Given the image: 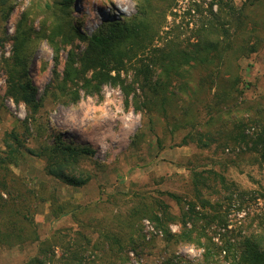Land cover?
Instances as JSON below:
<instances>
[{
    "label": "trees",
    "instance_id": "1",
    "mask_svg": "<svg viewBox=\"0 0 264 264\" xmlns=\"http://www.w3.org/2000/svg\"><path fill=\"white\" fill-rule=\"evenodd\" d=\"M13 1L0 0V48L5 42L11 45L0 67L4 96L22 103L27 114L4 129L1 138L0 246L33 248L19 264H131V256L143 257L159 237L160 264H188L176 255L180 246L200 251L203 264H264L262 212L247 232L240 226L227 228L230 211L264 200V189L244 190L225 176L231 167L240 173L244 165L264 170V88L257 97L244 98L240 65L264 46L263 22L254 20L264 0H243L239 6L232 0H183L179 7L188 16L183 26L167 21L181 0H131L133 13L108 17L90 34L76 25L73 0H54L49 24L35 28L22 13L9 36L6 21ZM41 41L53 53L52 80L43 94L75 104L81 94L98 96L104 85L119 87L125 106L148 124L153 115L163 125L154 139L158 152L166 145L198 150L175 164L188 173L181 191L106 194L98 183L106 167L94 160L95 150L48 133V119L41 112L44 98L38 97L30 75L33 52ZM74 41L83 44L78 52ZM67 46L58 72L60 52ZM128 71L129 81L121 76ZM1 99L0 119L6 111ZM142 143L143 133L137 130L130 146L140 149ZM203 151L224 157L201 166ZM25 155L42 160L44 175L66 187L84 189L96 182L99 196L83 204L59 200L52 192L37 197L11 170L25 162ZM36 202L48 204L50 221L69 217L75 228L56 229L41 239L33 223ZM106 204L114 206L108 214L93 216ZM145 221L155 232L148 240Z\"/></svg>",
    "mask_w": 264,
    "mask_h": 264
},
{
    "label": "rangeland",
    "instance_id": "2",
    "mask_svg": "<svg viewBox=\"0 0 264 264\" xmlns=\"http://www.w3.org/2000/svg\"><path fill=\"white\" fill-rule=\"evenodd\" d=\"M182 1L177 9L173 10L175 16H167L169 23L174 20L176 24L179 23L183 26L188 21L186 12L179 7L184 3ZM242 1L232 0L236 6H239ZM53 2L54 0H14L13 10L6 21L7 35H12L14 26L22 13H26L27 18L33 21L35 28L49 24L53 19ZM133 12L131 0H73L71 3V15L74 17L79 30L85 34H90L108 17L122 18ZM254 20L262 21L261 26L264 29V7L255 9ZM187 31L185 35H188ZM73 45L76 46L74 48L76 52L83 48V44L78 41H74ZM10 49V42H5L0 48V63L2 57H9ZM69 49L70 46H67L60 52L58 72H61L63 68ZM33 53L30 75L37 88L38 97L43 96L44 98L41 112L47 116L48 133L60 134L63 139L74 144H88L95 150L94 160L106 167L105 171L98 174V183L104 186L106 194L111 191L132 193L145 189L182 190L183 182H185L183 179H187L188 173L187 170L178 168L175 164L184 163L186 157L198 152V150L192 146L168 148L166 145L162 151L158 152L154 139L155 135L161 134L163 125L153 115L150 118L151 124H148L147 119L134 112L131 106H125L123 94L119 87L104 85L98 96L81 94L80 99L75 104L67 103V99L59 95L49 92L43 94L46 85L52 80L53 53L44 41L38 44ZM39 59H42L44 64H41ZM240 65L244 82L243 96L247 100L255 98L264 88V46L248 58L242 59ZM121 76L129 81L131 71H128L127 74L121 73ZM4 77L0 67V98H2V104L6 110L0 119V146L2 145L1 138L4 129L10 128L15 119L23 120L27 114L22 103L15 104L10 98L4 96ZM137 130L143 133V143L140 145V149L130 146L131 138ZM201 153L199 161L201 166L209 165L208 159L210 158L217 161L224 157L221 154L212 156L211 151ZM213 168L221 171L218 166H213ZM240 169L243 173L233 167L227 168L225 171L226 178L244 190L257 187L264 189V170H260L255 165H244ZM11 170L15 175L24 178L27 187L31 188L37 197L52 192L59 200H71L83 204L95 201L99 196L96 182L92 181L84 189L61 185L44 175L42 160L29 155H25V162L16 168H11ZM161 177L163 180L160 179ZM113 207L106 204L92 214L93 216H100L104 211L108 214ZM261 212L264 214V200L247 204L241 210L232 209L228 216L230 224L227 228L240 226L244 232H247L246 227L251 222L255 225L258 221L255 215ZM33 223L41 239L50 236L56 229L75 228L69 217L50 221L48 204L42 202H36L34 206ZM143 225L148 240L155 232L148 222H143ZM172 229L175 231L176 227ZM152 245L146 250L147 252L143 257L131 256L130 263L160 264L163 251L159 237L154 239ZM32 251L33 248L31 247L20 250L0 246V264H19ZM176 255L186 260L188 264H203L200 260V251L190 246H180Z\"/></svg>",
    "mask_w": 264,
    "mask_h": 264
}]
</instances>
